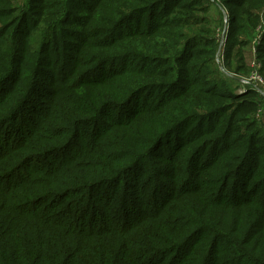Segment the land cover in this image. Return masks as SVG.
Wrapping results in <instances>:
<instances>
[{
    "label": "trees",
    "instance_id": "16d2710c",
    "mask_svg": "<svg viewBox=\"0 0 264 264\" xmlns=\"http://www.w3.org/2000/svg\"><path fill=\"white\" fill-rule=\"evenodd\" d=\"M166 1H142L143 8L150 14ZM199 1H172L176 15L167 21L179 41L175 55L163 61L179 87L172 94L175 115L139 109L143 94L159 88L161 65L133 69L126 77L132 67L97 57L93 70L103 79L63 88L55 75H22L30 74L24 69L34 63L30 54L16 70L10 59L12 43L19 42L15 35L10 45L0 44V264H264V119L251 117L262 98L253 88L242 99L230 93L235 87L221 69L246 71L241 50L250 45L263 3L221 0L231 27L220 55L221 35L203 15L213 8L223 20L225 15L210 0ZM135 33L158 44L156 26L141 27L128 40ZM259 44L256 60L264 76V36ZM146 46L128 43L125 52L143 56ZM104 48L115 52L111 59L122 60L117 47ZM193 60L210 79L194 75ZM73 68L68 80L81 78ZM58 86L69 95L57 94ZM129 104L108 124L105 111ZM191 122L196 125L183 131ZM150 156L172 163L177 197L149 189L154 180L167 183L165 173L151 180L145 175L142 164Z\"/></svg>",
    "mask_w": 264,
    "mask_h": 264
},
{
    "label": "rangeland",
    "instance_id": "374dc122",
    "mask_svg": "<svg viewBox=\"0 0 264 264\" xmlns=\"http://www.w3.org/2000/svg\"><path fill=\"white\" fill-rule=\"evenodd\" d=\"M7 1L9 3L8 6L4 5V1L0 0V44L10 45V43L12 42V37L14 35L17 41H19L14 44L12 43L10 54V59L12 61H17L15 65L16 70L20 71V61H22L25 57H28L29 54L34 57V63L32 64V66L30 68H24L25 70H30V74L22 75L27 78L35 77L37 80L44 78L49 79V76L54 77L55 75L57 77V80L61 81L59 82L61 87L68 88L72 83H75L77 86H79L83 83H88L89 79L91 78L95 80L94 83H97V81L104 78L105 75L102 74L100 70H93V64L97 57L104 58L102 62L108 60L111 62H115L121 65L123 69L132 67L131 69H127L128 74L126 77L132 75L133 69H143L154 66L155 64L156 68L158 65H161L162 67L159 69L160 73L162 72L163 75L159 76L158 78L160 84H158L157 82V85L160 86L159 88H152L148 90L146 92L147 94H145L146 96L143 94L142 97H146V100L142 101L139 109H144V111L148 109H162L166 110L170 115H175V112H173V107H177L178 104L175 102V97L172 94L177 93V88L179 87L177 84H174L173 86V77L175 76H171V71L166 70L164 72L165 67L163 66V61L168 60L170 57H173L175 55V51H178L179 41L175 35L177 29L175 28V26H173V23L167 22L168 20H173V17H175L176 15V13L173 14L172 12V6L174 4V2L172 1L175 0L166 1L164 4L159 6L156 5L150 12V14H148L147 11L144 10L143 7L145 4H143L142 1H145V3H153L154 0ZM201 1L202 2L199 1V3L207 5L206 0ZM262 3L263 5H261V10L259 11L260 22L257 26V37H252L250 45L247 48L241 50L242 55L245 58L246 71H240L238 74H235L233 72V69H230L226 72L222 67V63H220L222 67L221 69L224 71H222V73H225L224 78L235 87L233 92L230 93L236 94L240 99L245 97L250 92L248 90H244L240 82L235 79L236 77L245 78L251 74V65L257 56L255 49L258 45H260L259 43L264 36V0H262ZM46 5L49 6L46 7ZM130 6L139 8L141 12L132 15V12L128 11V7ZM224 9L228 11L229 8L227 9L226 7H224ZM230 9L232 8L230 7ZM3 11L10 12V14L4 13ZM155 11H161V13L167 12V15L163 16L161 15V13L155 14L157 13ZM195 16L202 17V14L200 12H195ZM204 16L207 17L208 24L216 32V37H220L221 35L220 49L223 48V50H220L218 53L220 55H224V49L226 46H223L225 42L222 45L221 33L223 30V26L221 25V23H224V17L221 16V12L217 8H213L212 13L203 15V17ZM124 21L125 25L122 27L121 23H123ZM90 22H93V24L86 25ZM149 26H156V28L159 29L160 38L158 40V44H151L146 39H139L138 34L136 33V35L133 34V37L135 36L136 38H131V40H128L130 39V37H132L130 36V34L137 32L141 27L146 28L147 30ZM19 27L21 30H19ZM3 28L4 30L9 29L5 35L1 32V29ZM197 29L194 28V31H197ZM142 32H144V30ZM75 34L80 40L74 39L72 37V35ZM54 35L56 36L54 37ZM228 35L229 33L225 36L224 41H227ZM98 40H100V42H97ZM128 43L136 45L137 47L142 45L143 43H147L148 46L143 48V56H140L141 54H138L137 57H132L128 56L130 52H125V47L126 45H128ZM99 45H114V47H117L119 49L118 54L123 55L122 60L120 59L116 61L114 59H111L115 52L107 50V48H104L105 46L100 48L97 47ZM3 47L7 49V46ZM49 47L51 49H49ZM128 50L130 51L131 48H128ZM97 52H99L100 55H98ZM30 61L31 60L27 58V62ZM107 63L105 65H107ZM197 63V60H193L191 64L196 68V70H194L193 72L194 75H200V79H203L206 76L209 77V75H203L204 72H201V70H199ZM234 65L235 63H232V66ZM75 66L78 67L81 78L73 77L68 80L67 77L73 73V67ZM44 75L47 76L43 77ZM14 76L19 77L20 72L19 74L18 72H16ZM64 81L67 82L64 83ZM164 85L167 87H164ZM187 85L188 84L182 86ZM60 89L61 88L59 86L55 88L57 94L62 96L69 95V92L67 90L63 91ZM37 99H40V101H42L41 98ZM48 103H50V100L46 101L45 105H48ZM235 103L240 105L237 102ZM130 106L131 104L125 105L123 108L117 110L116 112L114 110L105 111L104 115L105 117H108V124H111L112 122V120L109 118L110 116H115L122 112L124 114ZM260 109L261 106L258 107L257 112L252 114L251 117L263 120L260 117ZM42 114H45L44 110H42ZM145 118L146 121L149 122L152 119V116L151 114H146ZM177 118L178 117L175 116L172 117V119ZM42 119L43 117H41V120ZM154 120H159V118H154ZM49 121L50 120L48 119L45 120L46 123H48ZM146 124L149 125V123ZM195 125V122L186 124L183 128V131L185 129H188L187 127L191 128ZM238 125L240 126L242 124L238 123ZM170 144L173 146V140L170 141ZM170 144L168 143L166 147H169ZM53 155H57V152ZM62 158L63 157H60V159ZM67 159L68 158L64 159L63 161ZM100 161L105 162L104 159H101ZM142 167L144 169L143 171H145L146 173L145 175L147 177L149 176L150 180L155 178V174L158 177L160 173H165L167 175L165 178L167 181L166 184H156V180H154L152 182L151 188H149L150 190L155 189V191H157V195H163L164 198L173 193L174 195H176V197L179 195V188H176V186H174V180L171 176V174L175 172L171 162L165 159H155L150 156L145 162H143ZM192 182H195V180H192ZM208 187L210 190L212 189L211 186ZM193 188L194 186L188 187L187 191L193 190ZM138 196H141V193H139Z\"/></svg>",
    "mask_w": 264,
    "mask_h": 264
},
{
    "label": "built area",
    "instance_id": "2783aa9c",
    "mask_svg": "<svg viewBox=\"0 0 264 264\" xmlns=\"http://www.w3.org/2000/svg\"><path fill=\"white\" fill-rule=\"evenodd\" d=\"M210 2L216 6H219L223 13L225 14V26L222 31V45L225 42V36L229 33V13L224 9V7L221 4V0H210ZM264 18V14H263ZM224 46V45H223ZM252 71L251 74L248 77L240 78L239 82L243 86L244 90H248L249 88L255 89L260 96L262 97V105L260 109V116L264 119V76L260 72L261 70V64L254 60V62L251 65Z\"/></svg>",
    "mask_w": 264,
    "mask_h": 264
},
{
    "label": "crops",
    "instance_id": "0c3cea01",
    "mask_svg": "<svg viewBox=\"0 0 264 264\" xmlns=\"http://www.w3.org/2000/svg\"><path fill=\"white\" fill-rule=\"evenodd\" d=\"M257 30H258V28L255 29V31H254V33H253V37H255V36L257 37ZM225 44H226V40H225ZM225 44H224V45H225ZM255 51H256V49H255ZM255 60H256V58H255Z\"/></svg>",
    "mask_w": 264,
    "mask_h": 264
}]
</instances>
